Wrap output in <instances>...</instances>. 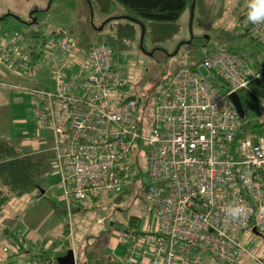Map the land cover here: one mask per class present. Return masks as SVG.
<instances>
[{
    "label": "built area",
    "instance_id": "1",
    "mask_svg": "<svg viewBox=\"0 0 264 264\" xmlns=\"http://www.w3.org/2000/svg\"><path fill=\"white\" fill-rule=\"evenodd\" d=\"M235 24L264 48V25L250 23L247 9ZM9 36L0 21V69L23 73L36 55L50 65L53 87L31 89L32 114L36 126L50 134L53 173L68 210L71 202L102 190H124L130 181L119 169L134 143L147 152L152 226L119 229L121 264H199L201 251L221 264L239 263L245 252L240 234H264V97L255 113L260 135H243L247 118L230 97L256 77L242 56L220 49L192 67H179L159 89L151 125L143 129L140 98L125 95L128 84L107 44L82 49L65 30ZM220 81L229 88L222 89ZM234 204L245 208L236 220L227 214ZM12 232L21 238L22 232Z\"/></svg>",
    "mask_w": 264,
    "mask_h": 264
},
{
    "label": "rangeland",
    "instance_id": "2",
    "mask_svg": "<svg viewBox=\"0 0 264 264\" xmlns=\"http://www.w3.org/2000/svg\"><path fill=\"white\" fill-rule=\"evenodd\" d=\"M205 1L213 8L211 16L221 10V17L214 19L215 16L212 19L213 29L205 31L194 21L191 41L189 20L187 25L188 13L184 12L172 23L161 26L153 24L152 27L156 28L153 34L149 33L151 26L147 25L142 41L144 50L139 46L140 24L119 18L124 15L125 10L115 0H0V17L4 27L10 30V36L14 31L38 32L39 36H47L66 30L77 40L88 44L95 43L97 37L106 38L113 26L117 30L121 29L116 42L108 39L107 42L110 43L117 66L128 84L125 95L139 98L149 95L177 67L191 65L207 52L213 53L221 48L239 54L251 66L264 64V51L249 36L228 40L219 31L235 29L234 18L242 8L247 7L248 0ZM102 7L104 10H101ZM107 19H110V23L102 25ZM101 26L102 29H99ZM83 30L89 35L83 37ZM131 30L133 35L128 37ZM201 34L203 37L199 36ZM189 40L191 42H187ZM44 61L43 58L40 61L44 71L43 67L37 68L34 65L23 73H16V78L11 83H0V141L11 142L17 148H20V144L32 146L31 141H36L38 153L45 157L42 165H47L46 169L49 171L41 175L40 181L43 186L48 187L55 183L53 169L48 167L52 152L43 151L50 147V134L36 126L32 114L36 102L31 91L33 88L49 87ZM262 78L264 79V74ZM3 79L0 77V81ZM19 86L27 88L17 89ZM142 155L134 160V155L130 154L129 159L135 161L134 167L138 176L127 175L130 181L128 189L122 193L102 190L95 199L87 198L77 202L79 208L70 214L64 213V203L58 187H53L50 192L56 195L53 201L50 200L51 196L44 197L39 203L30 194L12 197L0 219V259L13 256L16 261L23 260V256L12 245L11 237L3 233L4 226H11L7 220L15 218L16 225L20 224V220L24 222L36 215L37 222L52 224L49 236L56 244L60 243L56 248L45 244L41 246L42 249L52 254L57 250L72 249L76 264H121L120 259L124 257L125 249L116 245L119 229L123 228L130 217L139 219L144 230H150L152 226L148 210L150 202L145 192L148 171ZM25 213L27 215L24 218ZM64 229L67 231L65 234ZM58 232H62L61 237ZM239 239L245 252L238 264H264V234L244 230ZM3 247L9 248L10 253H4ZM200 256L199 264H221L205 251H201ZM35 262L38 264L40 261Z\"/></svg>",
    "mask_w": 264,
    "mask_h": 264
},
{
    "label": "trees",
    "instance_id": "3",
    "mask_svg": "<svg viewBox=\"0 0 264 264\" xmlns=\"http://www.w3.org/2000/svg\"><path fill=\"white\" fill-rule=\"evenodd\" d=\"M115 1L118 4H120L125 10L124 15L119 16V18H123L125 20H128L136 24H143L145 27V33H144V36H145L147 25L151 26L149 33L153 34L156 32V28L152 27L153 24H156L157 26H161L163 24L172 23L175 20H178L182 16V14H184V12L188 13V18H187V25H188V20L190 17L189 16L190 7H191V3L193 0H115ZM212 9H213L212 6H210L209 3H206L205 0H194V11H193L192 24L195 21L198 24V27L204 29L205 31L213 29L214 26H211L212 21H213L212 19L215 16L216 17L214 19H219L222 14L220 10V11H217L214 16H211L210 14L212 12L211 11ZM243 9H247V7L242 8L239 11V13ZM101 10H104L103 7L101 8ZM0 21L2 22L1 19ZM109 23H110V19L109 21L105 22L104 25L109 24ZM234 27L235 29L233 30L225 31L223 29H220L219 31L220 33L224 34L225 38L228 40L241 39L243 37L249 36L250 39L253 40L257 45H259L261 49L264 51L263 45L259 43L257 39L248 32V30L240 29L236 26V24ZM120 31L121 29L117 30V27L113 26L111 33L108 34L106 38L97 37L95 43L101 42V43L107 44L110 47L112 54L114 56L111 45L109 42H107V39L110 42H113V43L116 42V40H118L120 36ZM21 33L29 37H44L43 35L39 36L38 32H21ZM67 33L73 36L69 32ZM82 34H83V37L89 35V33L85 32L84 30L82 31ZM50 35H53V34H50ZM50 35H47V36H50ZM132 35H133V31L131 30L128 32L127 36L131 37ZM199 36L203 37L202 34ZM191 37L192 36H190V39H192ZM191 41H193V39ZM77 43L82 49H85L87 48V46L90 45L80 40H77ZM118 46L119 48H121L120 45ZM221 49H226V48H221ZM226 50L231 51L230 49H226ZM232 53H235V52H232ZM207 54H211V53L207 52L202 58L198 59L193 64L187 65V66H190V67L194 66L199 61H201ZM38 60H39V57H37V55L33 57L31 68L36 64ZM179 67L173 70V72L176 71ZM251 67H252L254 74H256V77L252 78L246 87L238 89L236 93H237L239 102L241 104V107L244 111L245 118H247V123L245 127L246 131L244 132L243 135H247L249 133L260 135L262 133V127L255 119V113H256V105H257L258 98L264 97V79L262 78V75L264 74V64L262 65L256 64ZM171 74L169 75V77L171 76ZM169 77L167 78L166 81L161 82L155 89H153L149 93V95L146 94V95L139 97L140 100L138 102V107H139V118L141 120L140 124L142 125L141 128L147 129L151 125L155 97L159 89L162 86H164L166 82L169 80ZM218 84L224 90H227L229 88L227 84L225 83V81H220L218 82ZM128 96L130 98H136L133 95H128ZM141 128L139 129V131H141ZM49 149L51 151V138H50ZM130 154L134 155V160H138L143 154L142 157H143V160L145 161L144 163L146 164V168H147V160H148L147 152L143 147L140 146L139 141H136L134 143L133 147L131 148ZM129 157L122 163L119 169V174L120 175L129 174V175H134L135 177H137L138 173L134 167L135 161L132 162L131 159H129ZM44 158L45 157L41 153H38V152L22 153L11 142L0 141V219L4 216L5 208L9 200L12 197L23 196L26 194H30L31 192L35 190L40 189V177L44 169L42 165ZM128 188L129 186L119 193L124 192ZM97 196L91 197V198L95 199ZM77 202L79 203V201L71 202L69 205V210L68 208H66L64 204V213L66 214L69 212L70 214L73 210L78 209L79 206ZM121 229L131 231V232H140L141 230L140 221L136 217H130L127 223ZM3 231H4V234H6L8 237H11V243L13 246L17 248V253L18 254L25 253L28 247H26L27 240L25 239L24 235L22 234L21 238H17L13 234L12 230L3 228ZM64 232H67L66 229H64L63 233ZM63 240H65V238ZM43 250L44 249L39 247L38 249L34 251L29 250L28 252L33 254L35 258H37L38 260H40V262H43L44 264H57V260H59L63 255H65L68 249L57 250L53 252V254L48 250H44V251ZM4 253L8 254L10 253V250Z\"/></svg>",
    "mask_w": 264,
    "mask_h": 264
},
{
    "label": "crops",
    "instance_id": "4",
    "mask_svg": "<svg viewBox=\"0 0 264 264\" xmlns=\"http://www.w3.org/2000/svg\"><path fill=\"white\" fill-rule=\"evenodd\" d=\"M235 18H236V16H235ZM235 18H234V20H235ZM40 61H41V59H39L36 62V64H35V66H37V68H42L43 67V64L40 63ZM44 62H45V71L47 72L46 74L48 75V78H49V80H48L49 88H52L53 87V83L51 81V77H49V74H50L49 73L50 65H49L48 62H46V61H44ZM43 71H44V67H43ZM15 75H16L15 73H12L9 70H6V69L0 70V77L2 79L3 78L5 79V80L3 79V81H0V83H5V84L11 83L10 81H12L13 78H16V77H14ZM5 84H1V85H5ZM21 87H24V86H19V87H16V88L17 89L20 88L21 90H23ZM43 88H48V87L45 86ZM34 100L36 102V97L35 96H34ZM31 142L33 143L32 146H28L27 144H20L19 145L20 148H18V149L22 153H26V152L27 153L28 152H31V153L39 152L38 143H36V141H31ZM27 143L29 144V141H27ZM35 146H36V148H34ZM43 151L50 152V149L49 148H46ZM52 165H53L52 164V161L50 160L48 167L51 168V169H53V166ZM46 168H47V165H46V167H44V169L42 171V174L44 172H49ZM52 176L55 178V183L53 185L48 186V187H45V186H43L42 181H40V189L35 190V191H33V192L30 193V195H33V196L36 197V201H38V203L40 201H42V199L44 197H46V196H48V197L51 196L52 197V198H50L51 201H53V198L56 196L54 192L50 193L53 187H57V184H56V182H57V176L54 173L52 174ZM47 208H49V207H47ZM26 215L27 214L25 213L24 218L26 217ZM14 219H11V218L8 219L7 222L11 226H10V228H7L6 226H4V228H6L8 230H12V231L13 230H19L20 229V231L24 235L25 239L27 240L26 247H28V249L25 251V253H22L21 254L23 256V260L16 261V259L13 256L10 257V258L9 257H5V258H1L0 259V264H34L33 262H35L36 260L39 262L40 260H38L37 258H35L33 254L29 253L28 252L29 250L34 251V250L38 249L39 247H41L42 245H45V244L50 245L51 248H54V247L56 248V247H58L60 245V243L56 244L57 242L56 243H55V241L53 242L52 238L49 236V233L48 232H50V230L52 229V224H50V222H48V223H45V221L44 222H37L36 221V215H33V216H31V218L27 219V221L25 220L23 222V220L22 221L20 220V224H16L15 225L16 220H14ZM39 219H41V218H39ZM24 223L26 224V228H25V224ZM12 226H14V227L12 228ZM3 233H4V231H3ZM61 233L62 232H58V235L60 237H61ZM30 248H32V249H30ZM2 255H4V254H2ZM38 264H44V263L43 262H39Z\"/></svg>",
    "mask_w": 264,
    "mask_h": 264
},
{
    "label": "clouds",
    "instance_id": "5",
    "mask_svg": "<svg viewBox=\"0 0 264 264\" xmlns=\"http://www.w3.org/2000/svg\"><path fill=\"white\" fill-rule=\"evenodd\" d=\"M247 20L252 24H264V0H248ZM227 214L236 220L245 215V208L234 204L229 206Z\"/></svg>",
    "mask_w": 264,
    "mask_h": 264
},
{
    "label": "water",
    "instance_id": "6",
    "mask_svg": "<svg viewBox=\"0 0 264 264\" xmlns=\"http://www.w3.org/2000/svg\"><path fill=\"white\" fill-rule=\"evenodd\" d=\"M193 11H194V0L192 1L191 3V7H190V17H189V28H190V34H191V27H192V20H193ZM1 19V18H0ZM19 19V18H18ZM35 21V19H33V22ZM109 21V19L105 20L102 25L105 24V22ZM141 25V35H140V48L144 50L143 46H142V41H143V36H144V33H145V27L143 24H140ZM99 29H102V26L99 27ZM192 36V34H191ZM187 42H191L190 40L187 41ZM230 97L239 113V115L241 117H243L244 115V111L241 107V104L239 102V99H238V96H237V93L236 92H232L230 94ZM253 232L255 234H257L258 232L253 229ZM57 264H76V260H75V254H74V251L72 249H68L66 254L63 255L59 260H57Z\"/></svg>",
    "mask_w": 264,
    "mask_h": 264
},
{
    "label": "flooded vegetation",
    "instance_id": "7",
    "mask_svg": "<svg viewBox=\"0 0 264 264\" xmlns=\"http://www.w3.org/2000/svg\"><path fill=\"white\" fill-rule=\"evenodd\" d=\"M31 18V17H30Z\"/></svg>",
    "mask_w": 264,
    "mask_h": 264
}]
</instances>
